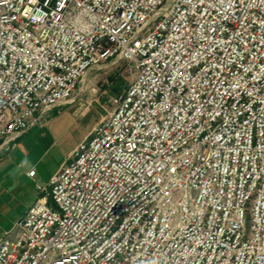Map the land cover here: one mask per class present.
I'll return each mask as SVG.
<instances>
[{"label": "built area", "instance_id": "obj_1", "mask_svg": "<svg viewBox=\"0 0 264 264\" xmlns=\"http://www.w3.org/2000/svg\"><path fill=\"white\" fill-rule=\"evenodd\" d=\"M107 68L0 264H264V0H0V158Z\"/></svg>", "mask_w": 264, "mask_h": 264}, {"label": "rangeland", "instance_id": "obj_2", "mask_svg": "<svg viewBox=\"0 0 264 264\" xmlns=\"http://www.w3.org/2000/svg\"><path fill=\"white\" fill-rule=\"evenodd\" d=\"M130 80L120 68L92 71L80 85L83 91L75 101L61 108L64 112L60 127H53V132L36 147L30 140L25 142L31 155L25 158L23 169L17 168L18 152L13 160L0 165V192H7L0 195V236L20 219L25 206L36 194L34 182L47 183L71 161L77 145L89 139L93 128L113 110ZM31 171L36 172L34 178L28 175ZM18 172L19 180L13 179ZM6 175L9 179H5Z\"/></svg>", "mask_w": 264, "mask_h": 264}, {"label": "crops", "instance_id": "obj_3", "mask_svg": "<svg viewBox=\"0 0 264 264\" xmlns=\"http://www.w3.org/2000/svg\"><path fill=\"white\" fill-rule=\"evenodd\" d=\"M63 112L64 111H62L61 109H57V110H54L51 114L48 113L46 118L39 125L35 126L28 133H26L25 135H23L22 137L18 139L17 141L18 147L15 150L7 154H4L0 158V165L6 160H13L14 154L18 152L19 155L15 157L18 160L17 168L18 170L21 171L23 169V166L25 165V160H26L25 158H29L31 155V151L26 148L25 142L30 140V143L34 147H36L39 143L44 142V140L50 135V131L53 132V127H56V128L60 127L61 115L63 114ZM9 177H10L9 175H6L5 179H9ZM19 177H20V173L18 172L16 175L13 176V179L19 180ZM51 179L47 183L46 182L42 183L40 181L34 182V189H35L36 194L32 197L31 201L25 206V211L22 213V215L19 218H21L27 212L30 206L38 198L39 192L36 188V184L38 183V184H43V186L45 185L47 186L50 183ZM4 193L6 194L7 192L5 191L0 192V195ZM8 230H4V231H8Z\"/></svg>", "mask_w": 264, "mask_h": 264}]
</instances>
